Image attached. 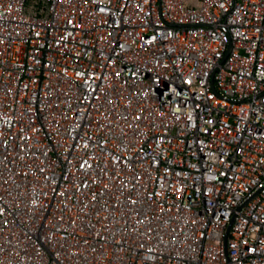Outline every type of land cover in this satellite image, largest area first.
<instances>
[{
    "label": "built area",
    "instance_id": "1",
    "mask_svg": "<svg viewBox=\"0 0 264 264\" xmlns=\"http://www.w3.org/2000/svg\"><path fill=\"white\" fill-rule=\"evenodd\" d=\"M0 264H264V0H0Z\"/></svg>",
    "mask_w": 264,
    "mask_h": 264
}]
</instances>
